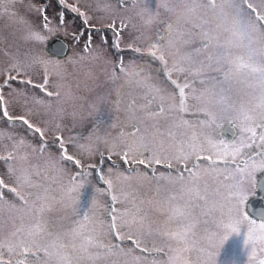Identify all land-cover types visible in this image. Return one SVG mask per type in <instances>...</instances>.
I'll return each instance as SVG.
<instances>
[{"label":"rangeland","instance_id":"1","mask_svg":"<svg viewBox=\"0 0 264 264\" xmlns=\"http://www.w3.org/2000/svg\"><path fill=\"white\" fill-rule=\"evenodd\" d=\"M6 2L0 0V9ZM65 2L78 7L85 15L69 11L59 0H24L16 16L0 15V85L10 76L17 77V81L31 79L32 85H44L47 75L45 88L47 93H52L47 95L40 88L28 85L41 101L30 119L44 129L47 148L41 153L38 134L25 135L21 125L12 126L15 142L7 135L0 136V157L9 153L14 157L7 162L0 159V179L16 186L8 171L10 165L33 170L38 166L43 171L49 154L59 156L56 141L59 135L68 141L69 154L81 160L83 170H89L92 165L99 167L102 154L106 174L111 167L113 176L123 173L130 177L120 185L126 196L115 203L118 214L129 211L135 203L144 219L143 243L149 249H163V252L153 250L150 253L134 250L132 255L140 256L141 264L153 259L166 260L172 254L171 249L176 248L186 249L181 255L188 264H207L199 249L220 248H223L221 257L215 264H258V260L264 258L260 251L264 247V241L259 239L262 234L257 228L253 233L254 242L248 246L244 244V235L250 226L242 219V212L245 208L257 225L260 223L247 205L249 196L257 189L253 172L258 166L253 164L264 163V126L249 129L248 126L252 125L249 124L253 117L251 109L261 104L250 96L264 98V0ZM39 9L44 10L43 14ZM62 12L63 26L60 23ZM45 16L49 21L47 29L44 28ZM31 20L37 22L36 28L30 25ZM160 29L164 34L155 42ZM30 32H38L45 39H29ZM117 32L119 49L113 45ZM55 37L68 45V55L56 68L52 63H36L25 72L13 67L24 65L23 61L7 56L11 49L25 42L30 53L40 51L39 59L54 61L45 47ZM89 37L91 45L86 52L84 45ZM203 39L208 42L204 44ZM121 65L125 69L123 72ZM50 76L54 78L50 80ZM133 77L141 80L138 88L157 94L154 97L157 104H162L163 112L156 111L153 106L145 107L136 115L133 113L134 116L126 109L123 119L114 117L110 110L113 102L108 96L125 97L123 90L130 85L123 83L125 86L119 87V95L113 93L112 82L122 78L130 82ZM17 81L12 82V87H23ZM9 91L4 88L6 96ZM240 101L244 105L239 112ZM112 107L117 109V104ZM97 114L105 116L99 133L83 136L84 132L78 128L87 129L88 119ZM95 117L90 122L95 121ZM230 122L236 123L241 130L238 138L220 132ZM134 129L139 131L133 134ZM0 131H9L2 120ZM128 145L136 149L133 154L137 161L145 159L151 163L125 164L121 156ZM153 157L159 158L161 163L157 164ZM189 170L195 172L193 177H188ZM48 173L56 176L54 169H48ZM30 178L34 182L40 180L34 173ZM93 183L106 187L98 180ZM0 191L8 200L18 206L21 204L6 188ZM89 196L90 190L85 189L82 197L85 205ZM97 203L96 215L104 222L106 242L120 244L125 250L132 247L127 240L117 241L107 234L109 197L101 193ZM176 209L184 214H175ZM59 215L54 210L47 213L46 218L54 221L52 230L65 231L61 224L66 221H61ZM230 220L239 222L240 233L232 234L224 226ZM13 222L17 226L21 224L15 210L0 214V239L11 232ZM186 225H192L187 243L170 237L169 233L183 231ZM65 244L66 251L75 256L68 241ZM253 245L255 257H251ZM38 255L40 261L45 259L43 251ZM8 258L5 251V259ZM111 259L118 264L120 261L131 264L132 256ZM81 264L93 262L84 256Z\"/></svg>","mask_w":264,"mask_h":264},{"label":"snow or ice","instance_id":"2","mask_svg":"<svg viewBox=\"0 0 264 264\" xmlns=\"http://www.w3.org/2000/svg\"><path fill=\"white\" fill-rule=\"evenodd\" d=\"M24 0H7L3 3L2 9H0V15L16 16L18 14L19 7H22ZM59 4L66 7L69 11L77 13L80 16L85 14L74 5L66 4L65 0H59ZM11 10V13H10ZM43 14V9H39ZM64 13L60 15L61 26L64 24ZM44 28H48V17L45 16ZM87 23V20H85ZM116 40L113 42L114 47L119 49V33H115ZM29 39L37 41H43L44 36L38 32H30ZM74 39H79L74 37ZM91 37L84 45V50L87 52L90 50ZM51 51V49H50ZM54 55L62 54V49H57ZM36 63H43L45 65L56 61L42 60L36 57H31L24 65H13V67H20L23 71L27 72ZM120 71L125 69L120 66ZM17 81V77L10 76L4 80L0 85V120L9 129L8 132L0 131V136L7 135L15 142V137L11 135L14 131L13 127L16 124L21 125L25 135L38 134L41 141L39 151L43 153L47 148V143L44 141L45 131L41 127L37 126L30 119L35 115V106L40 104L41 101L31 92L28 85H32L31 79H22L17 82L23 87H12V82ZM48 83L47 75L44 77V85H32L33 88H40L41 91L47 93L45 85ZM7 87L10 91L7 96L4 94V88ZM159 110V109H158ZM20 112V115H14V113ZM99 130V125L93 128V132ZM139 129H134V133ZM143 140V137H141ZM56 141L58 143L59 156L53 157L48 155L45 162L44 170L41 171L37 166L34 170L29 167L21 166L19 169L10 165L9 174L14 179L16 186H10L0 179V189H7L8 193L13 194L21 204L10 201L6 198L5 193L0 191V214L4 211L18 212L21 224H12L11 232L0 239V264H81V260L84 256L92 261L93 264H118L117 261L111 259L113 256H132L131 264H141L140 256H133L134 250L138 249L141 253H150L151 251L163 252L161 248L149 249L146 243H143L144 233L142 231L144 219L140 215V209L133 204V207L122 214H118L115 207V203L121 199L122 196H126L125 190L120 187L123 181L130 179L129 176L123 173H116L113 176V169L110 167L106 174L103 168L104 157L101 154L100 166L92 165L89 170H83L81 160L72 154H69L66 141L62 136L57 135ZM20 144L23 140L19 141ZM119 145H117V148ZM135 148L132 145L127 146V151L123 153L121 159L125 164L140 163L148 164L151 160L140 159L137 161L136 156L133 154ZM6 162L13 160L12 153L7 156L0 157ZM21 161L25 160V157H19ZM111 159V156L108 157ZM157 164L161 163L159 158L153 157ZM71 164L72 167H67ZM248 166V162L245 161V167ZM195 168V165L193 166ZM48 169H54L56 176L52 177L48 173ZM40 177L38 182H34L30 177L33 175ZM195 172L188 171V177H193ZM181 178L183 175L181 174ZM98 180L100 184L106 187L97 186L93 181ZM85 189L90 190V196L86 206L82 207V197ZM27 191V194L25 192ZM190 191H192L190 189ZM105 194L110 199L108 205V217L109 223L107 226V234L113 235L117 241L127 240L131 243L132 247L124 249L120 244H112L106 242V232L104 229V222L96 215L98 210L97 197L101 194ZM130 198V197H129ZM246 197L242 198L243 205L245 204ZM58 211L60 213L59 219L66 221L61 224V228L65 231L52 230L54 221L46 218L47 213L52 211ZM175 214L183 215L180 209L175 210ZM25 219L27 222H25ZM242 219L249 224V230L247 235H244V244L248 246L250 242H254L256 237L253 233L258 228L262 234L259 239L264 241V221H261L258 225L255 219L246 212L243 208ZM225 227L231 230V233H240L241 227L237 221H229ZM127 229L125 232L124 229ZM192 225H186L183 231H177L169 233L170 237L187 243V235L191 230ZM228 239V237H225ZM65 241L71 245L73 252L76 253L73 256L66 251L67 245ZM184 248L171 249L172 254L167 256L166 260H151L145 261L144 264H188V261L181 255ZM5 251L8 255V259H5ZM43 251L45 259L40 261L39 253ZM264 254V247L260 249ZM207 257V264H215L213 257L216 255L212 250H208L205 253ZM256 256V248L253 245L251 251V257ZM13 257H16L13 259ZM119 264H124L120 261ZM258 264H264V258L258 260Z\"/></svg>","mask_w":264,"mask_h":264},{"label":"flooded vegetation","instance_id":"3","mask_svg":"<svg viewBox=\"0 0 264 264\" xmlns=\"http://www.w3.org/2000/svg\"><path fill=\"white\" fill-rule=\"evenodd\" d=\"M30 25L32 26V27H34V28H36V26H37V22L35 21V20H31L30 21ZM35 25V26H34ZM157 32H158V35L157 36H155V38H154V40H155V42L157 41L158 42V40H161V37H162V35L164 34V31L162 30V29H160V30H157ZM53 39V38H52ZM51 39V40H52ZM204 44L206 43V42H208V40H201ZM51 42V41H50ZM24 45H26L25 44V42L24 43H20L17 47H16V49H14V50H10L9 51V53H7V56H10V58H13L14 60L15 59H17V60H21V61H23L22 63L23 64H25L28 60H29V58H31V57H36V58H39L40 57V51L39 50H36V51H33V53H30L26 48H25V46ZM204 47V46H203ZM45 49L50 53V54H52L53 56L52 57H49V58H51L52 60H54V61H56V63L55 64H53V65H55V68H56V66L58 65H61V63H62V61L64 60V58L68 55V45H67V49H66V52L64 53V54H62V55H54L51 51H50V43H49V45L48 46H46L45 47ZM244 50H246V49H244ZM216 51H217V49H216ZM223 55H224V52H223ZM20 61V62H21ZM218 72H223V70H217ZM52 78H54V76H50V80L52 79ZM139 79V78H138ZM140 80V79H139ZM141 81V80H140ZM227 81V80H226ZM152 92V91H151ZM113 93H115V92H113ZM116 94H118V93H116ZM120 95V94H119ZM126 95V94H125ZM157 95V94H156ZM155 94H153V93H148V92H141V93H138V94H130V95H126V96H156ZM252 99H255V100H257V102H261V104H259L256 108H252L251 109V113H250V115L251 116H253L252 118H250L249 120H250V125L251 126H248V129H249V127L251 128L252 126H257V127H263L264 126V98L263 97H258V96H250ZM238 109H239V112H240V109H241V107H243V103H242V101H240V102H238ZM110 106V105H109ZM160 108H159V110L158 109H156V111H160V112H163V108H162V104L160 103ZM142 110H140V112H141ZM153 111V110H152ZM154 112V111H153ZM255 112V113H254ZM97 115H99V116H101V117H105L104 115H100V114H97ZM97 115H91L92 117H95V116H97ZM115 118H118V117H116V116H114ZM118 119H121V118H118ZM249 120H248V122H249ZM254 124V125H253ZM222 131H220V132H224V133H226L227 134V136L228 137H230V138H238V136H239V132L241 131H239L238 130V128H237V124L236 123H234V122H230V123H228L227 125H225L222 129H221ZM248 139V138H247ZM250 163H252L251 161H249ZM253 165H257L258 167H256V169L254 170V179L256 180V187H257V189H256V193H253V194H251L249 197H250V199H249V201L251 200V199H253V198H256V197H264V190H261V188L259 187V180H260V178L264 175V163L263 162H261V163H254ZM178 196V195H177ZM256 218V217H255ZM259 221L258 222H261V221H264V218L263 219H258ZM223 248H220V249H216V250H218L217 251V253H216V256H215V258H213L214 259V261L215 260H218L217 258L218 257H221V250H222Z\"/></svg>","mask_w":264,"mask_h":264},{"label":"trees","instance_id":"4","mask_svg":"<svg viewBox=\"0 0 264 264\" xmlns=\"http://www.w3.org/2000/svg\"><path fill=\"white\" fill-rule=\"evenodd\" d=\"M133 81L130 80V82H127L126 80H124L123 78L122 79H119V80H114L112 82V86H114V91L115 93H118L120 94V91L121 89L119 87H121L122 85L125 86L123 83H125L126 85L129 84L130 87H128V89L126 90H123L124 93L126 95H130V94H138V93H141V92H148V93H152L150 90H142L141 88H138L140 87L139 84V79L137 77H133ZM124 80V81H123ZM138 83V84H137ZM137 88V89H136ZM138 92V93H137ZM141 98L143 101H138L140 99L138 98ZM110 99H112V104L116 103L117 104V109H115V107H112V104L110 106V110L113 112L114 116L118 117V118H121L123 119L126 115H125V110L127 109H130L132 114L134 113L136 115V112H140V110L144 111L145 107L147 108H150V107H156L157 109H159V105L160 103L157 104L156 102V98L154 96H108V100L110 101ZM129 106V107H128ZM126 110V111H127ZM151 110L155 111L153 108H151ZM133 114V116H134ZM92 119V117L89 120V125L87 127V129H81V128H78V130L83 133L85 136L86 134L90 133L92 134L93 132V128L97 125H99V130L98 131H95L93 133H99L100 131V123L102 124V117L97 115L95 117V121L93 122H90V120ZM104 120H106L104 118ZM82 207L86 206L84 204V202L82 201ZM209 249H206V251H208ZM212 250L213 252L217 253L218 250L216 249H210ZM205 249H199V252L200 254H202L204 257V259L207 260V257L205 255L206 253ZM207 262V261H206Z\"/></svg>","mask_w":264,"mask_h":264},{"label":"water","instance_id":"5","mask_svg":"<svg viewBox=\"0 0 264 264\" xmlns=\"http://www.w3.org/2000/svg\"><path fill=\"white\" fill-rule=\"evenodd\" d=\"M51 52L54 53L57 49H62V54L66 52L67 43L62 39L55 37L50 42ZM60 54V55H62ZM259 187L264 190V175L259 180ZM248 211L256 218H264V197H256L251 199L247 205Z\"/></svg>","mask_w":264,"mask_h":264}]
</instances>
